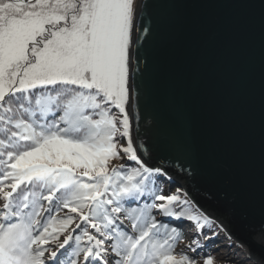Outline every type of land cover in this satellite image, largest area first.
<instances>
[{"label": "snow or ice", "instance_id": "obj_1", "mask_svg": "<svg viewBox=\"0 0 264 264\" xmlns=\"http://www.w3.org/2000/svg\"><path fill=\"white\" fill-rule=\"evenodd\" d=\"M147 8L0 0V264H215L214 220L177 177L228 166L198 151L186 112L172 154H155L140 108L157 36ZM177 59L187 72L197 55ZM185 221L195 232L177 254Z\"/></svg>", "mask_w": 264, "mask_h": 264}, {"label": "water", "instance_id": "obj_2", "mask_svg": "<svg viewBox=\"0 0 264 264\" xmlns=\"http://www.w3.org/2000/svg\"><path fill=\"white\" fill-rule=\"evenodd\" d=\"M138 0L157 27L155 64L140 102L147 138L170 156L186 112L201 154L215 151L228 170L177 179L195 205L264 264V5L260 0ZM194 49V66L178 55ZM146 138V139H147ZM227 191L233 202L221 200Z\"/></svg>", "mask_w": 264, "mask_h": 264}, {"label": "rangeland", "instance_id": "obj_3", "mask_svg": "<svg viewBox=\"0 0 264 264\" xmlns=\"http://www.w3.org/2000/svg\"><path fill=\"white\" fill-rule=\"evenodd\" d=\"M137 1L138 0H136V3ZM181 225L180 226L185 228L186 230V239L182 238L180 243L177 245V254L180 253L181 249L187 252V250L184 248V245L191 241L195 232H192L193 226L184 225L182 223ZM216 229L217 238L208 241L211 247L207 249V252L215 258V264H257L255 260L250 256V254L246 251L245 247L239 245L234 239H231L228 236L226 230L220 227ZM187 254L192 255L191 253ZM198 264H204L203 256H201L200 260L198 261Z\"/></svg>", "mask_w": 264, "mask_h": 264}, {"label": "trees", "instance_id": "obj_4", "mask_svg": "<svg viewBox=\"0 0 264 264\" xmlns=\"http://www.w3.org/2000/svg\"><path fill=\"white\" fill-rule=\"evenodd\" d=\"M174 226H177L178 228L182 229L183 231H182L181 235H182V237H186V235H185V230H184L183 227H181V226L178 225V224H176V225H174ZM215 227H216V228H219L220 226L217 225V224H215ZM220 228H221V227H220ZM216 231H217V229H216ZM177 247H178V246H177ZM176 249H177V248H176Z\"/></svg>", "mask_w": 264, "mask_h": 264}, {"label": "bare ground", "instance_id": "obj_5", "mask_svg": "<svg viewBox=\"0 0 264 264\" xmlns=\"http://www.w3.org/2000/svg\"><path fill=\"white\" fill-rule=\"evenodd\" d=\"M182 224H184V225H191V226H193V224H192V222L190 223V222H182ZM180 225H181V223H180ZM181 226H183V225H181ZM184 230H185V228H184ZM186 231V230H185ZM193 231H195V229L194 228H192V232ZM217 243H219V242H217ZM222 244V243H221Z\"/></svg>", "mask_w": 264, "mask_h": 264}]
</instances>
